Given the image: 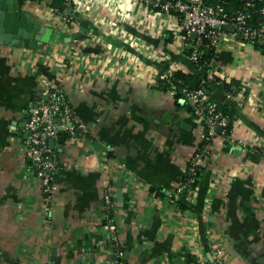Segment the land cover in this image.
I'll list each match as a JSON object with an SVG mask.
<instances>
[{"label":"crops","instance_id":"crops-1","mask_svg":"<svg viewBox=\"0 0 264 264\" xmlns=\"http://www.w3.org/2000/svg\"><path fill=\"white\" fill-rule=\"evenodd\" d=\"M13 4L46 42L0 43V264H112L105 193L127 264H264V49L221 30L213 69L235 94L212 82L206 93L231 115L234 142L214 138L181 192L203 127L163 86L176 72L202 75L178 16L134 0ZM57 85L87 134L55 140L48 202L24 126Z\"/></svg>","mask_w":264,"mask_h":264},{"label":"built area","instance_id":"built-area-1","mask_svg":"<svg viewBox=\"0 0 264 264\" xmlns=\"http://www.w3.org/2000/svg\"><path fill=\"white\" fill-rule=\"evenodd\" d=\"M71 4L76 0H62ZM147 7L158 8L160 11L173 12L178 16L179 28L186 40L188 59L203 74L205 80L220 85L219 78L210 61L203 59L204 49H212L213 54L219 47L221 30L231 27L234 34L249 42L264 40V21L253 25L249 22L248 11L254 6L255 0H243V4L235 11L225 9L223 1L207 3L204 0H134ZM258 13L264 17V0L259 6ZM192 33L196 36L193 37ZM203 83V82H202ZM164 84L168 92L175 96L179 93L184 101L190 105L193 117L202 125L203 130L198 145L189 161L186 174L179 191L188 190L196 184L198 173L204 165L208 153V144L219 137L225 143L233 144L230 132L227 131L229 116L220 109L215 100L207 98L206 88L203 84L198 87L186 85L176 87L172 77H167ZM235 89L226 91V96L232 98ZM219 128V130H218ZM26 132L25 155L35 169L45 199L52 200L56 185L54 183L56 164L54 160V145L49 144L50 139H58L62 135L76 137L87 134L86 125L78 118L73 106L70 104L65 91L60 86L46 88L41 95L29 104L28 120L25 123ZM241 144H244L241 142ZM104 200V228L108 233L109 241L113 247L112 264H127L126 253L118 237L117 225L110 213L112 198L108 193ZM46 211L49 210L47 206ZM217 264H222L217 260ZM196 264H215L208 261H197Z\"/></svg>","mask_w":264,"mask_h":264},{"label":"water","instance_id":"water-1","mask_svg":"<svg viewBox=\"0 0 264 264\" xmlns=\"http://www.w3.org/2000/svg\"><path fill=\"white\" fill-rule=\"evenodd\" d=\"M13 2L14 0H0V43L34 48L38 42H46L45 27L27 13L16 12ZM226 29L234 32L231 27ZM236 35L239 37V34ZM192 36L195 37L196 34L192 33ZM54 142V139L49 140L51 146Z\"/></svg>","mask_w":264,"mask_h":264},{"label":"trees","instance_id":"trees-1","mask_svg":"<svg viewBox=\"0 0 264 264\" xmlns=\"http://www.w3.org/2000/svg\"><path fill=\"white\" fill-rule=\"evenodd\" d=\"M204 1L207 2V3H217V2L223 1L225 9L227 11H229V12L235 11L244 2L243 0H204ZM262 1L263 0H255L254 1V6L251 9H249V11H248L249 22L251 24H253V25H256L258 22H263L264 21V17H262L258 13V9H259V6L261 5ZM155 9L156 10H160L158 8H155ZM254 44L264 49V44H262L261 42H254ZM213 55L214 54H213L212 49H209V48L208 49H204L202 58L210 61L212 59ZM205 76H206V73H203L202 75H199L197 78L189 80L187 77H185V75L176 72L171 77L176 82V87L177 88H179L180 86H183V85H186V86H189V87H198L201 84H203L205 86V88L207 89L209 81L205 80ZM220 85L228 90L230 88V86H231V83L228 84V83H225L224 81H222L220 83ZM163 86L166 88V85L164 83H163ZM175 97H181L182 98V96L179 93H177L175 95ZM209 100H211V99H209ZM219 107H220V109H222V111H224V113H226L229 116V123H228V126H227V131L230 132L231 128H232L231 115L227 111L223 110V107H224L223 105H219ZM65 137H66V135H62L61 134L58 138L63 139ZM201 169H200V172H201ZM200 172L198 173V177L200 175ZM197 181H196V183H197Z\"/></svg>","mask_w":264,"mask_h":264}]
</instances>
